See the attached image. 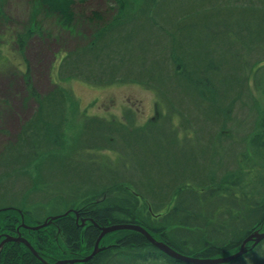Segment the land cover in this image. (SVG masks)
I'll list each match as a JSON object with an SVG mask.
<instances>
[{
  "label": "trees",
  "instance_id": "1",
  "mask_svg": "<svg viewBox=\"0 0 264 264\" xmlns=\"http://www.w3.org/2000/svg\"><path fill=\"white\" fill-rule=\"evenodd\" d=\"M109 1L112 4L109 11L115 12L105 20L99 12L92 11L91 17L101 23L86 42L66 49L59 60L56 75L62 81L77 78L98 87L138 82L157 94L159 108L168 107L171 111L179 109L177 95L180 108L188 102L197 106L198 102L204 103L200 100L207 99L206 91L211 87L219 89L228 87L227 82L233 83L232 74L223 76L213 58L207 65L203 59H206V46L210 53V48L216 52L214 47H218L220 55L228 61H238L244 54L245 39L240 42V49L232 52L224 48L229 42L221 39V35L234 34L237 28L251 27L252 17L249 19L248 15L251 12H246L247 6H241L240 1L230 0L233 5L228 6L217 0H198L201 8L211 5L203 13L196 10L197 1L193 4L188 0ZM76 2L27 0L34 15L31 13L26 23L18 22L17 27H12L10 14L5 12L7 0H0V67L11 61L4 55V48L9 46L22 56L26 66L20 70L25 78L24 90L3 100L2 114L9 115L11 102L18 97L20 104H34L17 136H9L0 150V236L7 232L16 235L21 230L39 252L35 256L23 241L7 240L0 249V264H45L42 259L52 263L63 258H82L93 250L101 226L127 222L143 225L156 238L193 257L216 258L237 251L248 235L264 225V165L256 167L257 163L251 162L243 170L237 164L239 168L234 170L237 178L231 179L230 174L217 176L215 168L205 172V166L211 164L202 160L199 165L193 158L188 170L190 176L203 167L204 176L201 183L191 182L180 157L189 156L172 153L160 140L159 132L150 134L153 126L141 127L136 132L117 128L123 142L118 148L112 147L121 152L120 162L114 161L113 166L111 160L93 167L82 164L86 146L72 151L66 148L64 88L51 82L53 87L40 93L33 84V65L27 51L34 37L44 39L47 34L37 16L44 13L53 17L62 29L70 31L77 22ZM260 2L263 4L264 0ZM189 7L193 11L189 12ZM229 12L231 16H227ZM85 18L93 20L86 15ZM261 22L264 23V17L257 31ZM263 32L261 27L257 40ZM247 35L248 32L245 38ZM169 62L175 63V75L168 69ZM212 68L216 69L215 74ZM209 70L213 72L211 77L217 79L210 81V85ZM261 120L264 127V112ZM198 125L205 124L193 126ZM132 135L134 140L157 136L151 138L152 154L145 158L129 146L127 142L132 140ZM110 138L116 137L110 135ZM191 142L197 146L193 138ZM215 144L211 162L216 158L221 161L220 144L217 140ZM133 149L135 156L130 151ZM81 170L89 172L85 174L87 177L78 178ZM248 174L256 175L252 184L246 181ZM41 202L59 207V215L69 212L45 226L30 228V224L35 226L50 219H32ZM106 236L113 241L104 244ZM250 243L237 259L217 264H264V241L253 247ZM100 245L104 249L85 262L63 264H191L167 255L141 232L128 228L105 234Z\"/></svg>",
  "mask_w": 264,
  "mask_h": 264
},
{
  "label": "rangeland",
  "instance_id": "2",
  "mask_svg": "<svg viewBox=\"0 0 264 264\" xmlns=\"http://www.w3.org/2000/svg\"><path fill=\"white\" fill-rule=\"evenodd\" d=\"M217 1L227 3L228 6L233 5L230 0ZM238 1L241 6L246 5L249 8L246 7V12H251L248 14L249 19L252 17L251 27L248 30L237 28L234 34L221 35V39L229 42L224 48L226 51L228 48L230 52L239 50L240 42L245 39L244 54L238 61H228L220 55L221 51L218 47L213 46L216 52L210 48V53L209 47L206 46V59H203V63L207 65L212 62L211 58H213L218 65V71L223 76L232 74L233 83L227 82L228 87L221 86L219 89L210 86L211 90L206 91L207 99L200 100L204 103L199 104L198 102L197 106L195 103L188 102L180 108L179 96L176 94V104L179 109L175 111H171L168 107L159 108L157 94L138 82H120L98 87L77 78L62 81L56 75L58 62L65 54V50L86 42L88 36L101 23L91 17V12H99L105 20L115 12V10L109 11L112 8L109 0H77V4L74 5L76 9L74 18L77 22L70 31L64 27L62 29L53 17L44 13L38 15L37 19L42 22L43 32L47 34L44 39L34 37L27 51L33 65L32 80L40 93L51 89L53 87L51 82L59 83L64 88L67 97V121L64 126L66 148L72 151V149H81L86 146L87 150L83 153L85 162L82 164L88 163L91 164L90 167H93L111 160L109 162L113 166L114 161L120 162L121 152H116V149L112 147L118 148L117 145H122L123 142L117 128L136 132L141 127L153 126L150 134L155 131L159 132L160 140L166 148L170 147L171 152L177 155L183 152L189 156V158L180 156L181 162H185L183 166L187 170L185 173L189 176L191 171L188 170L190 165H193V158L199 165L202 164V160L211 164V167L205 166V172L210 173L212 168H215L217 176L226 175L227 177L230 174L231 179L237 178L234 170L239 168L238 165H241L243 170L247 169L251 162L254 165L257 163L256 167L264 165V127L261 120L264 112V34L260 36L261 39L258 38L260 40H257L258 32L261 27L264 28V23L261 22V27L257 31L258 23L264 17V3L262 4L260 0ZM189 2H196V10H200L201 13H203L202 10L209 9L211 6L207 4L201 8L198 0H188ZM31 8L32 5H28L27 0H7L5 12L10 14L11 21L9 22L14 25L12 27L26 23L33 11ZM192 8L189 7V12L193 11ZM255 10H260V12H255ZM253 14L259 16L254 18ZM85 15L93 20L85 18ZM79 16L83 17L82 20L78 19ZM227 16H231V13L229 12ZM193 18L197 19V16ZM246 32L248 35L245 38ZM4 53L13 64L10 66L8 61L2 68L0 67V150L9 136H17L20 126L34 110V104L31 103L29 106L20 104L21 99L18 97L15 102H11L13 108L9 115L2 114L5 106L3 100H7L11 94L20 95L24 90L25 78L21 77L20 70L26 69L22 56L10 46L4 48ZM189 61L192 62L190 56ZM168 64V69L175 75V63L169 62ZM215 71L216 69H213L214 73L211 70L208 71L209 85L210 81L217 80L211 77ZM214 95L217 98H213ZM193 109L196 111L192 112ZM197 123L205 125L193 126ZM104 125L108 128L106 129ZM110 135H114L117 139L110 138ZM152 137H146L145 140L141 138L134 140L132 135V140L127 143L146 158L152 154L151 150L154 146ZM153 138L156 139L157 136ZM191 138L197 141L196 147L191 142ZM215 140L220 144L219 155L222 162L216 158L215 154L216 159L209 161L212 150L215 151ZM134 149L130 150L133 156L136 154ZM72 162L77 165V162ZM147 162L151 164L150 159H147ZM203 171L204 167L198 169L196 175L187 178L191 182L201 183V177L204 176ZM86 173L89 172L79 171L78 178L87 177ZM248 175L250 176L246 181L252 184L256 175L254 177L251 174ZM58 210H60L59 207L55 208L50 203L41 202V207L35 210L32 219L36 221L39 218L50 217L58 214ZM259 229L264 230V225ZM20 234L22 235L21 232ZM112 241V237L106 236L103 243Z\"/></svg>",
  "mask_w": 264,
  "mask_h": 264
},
{
  "label": "water",
  "instance_id": "3",
  "mask_svg": "<svg viewBox=\"0 0 264 264\" xmlns=\"http://www.w3.org/2000/svg\"><path fill=\"white\" fill-rule=\"evenodd\" d=\"M68 212L69 211H67V212H65V213H63L61 215H65ZM61 215L50 216V220L49 221H45V222H43V223H41L39 225L29 226V227L33 228V229H36V228H39V226H45L48 223H50L51 221H53L54 219L59 218ZM127 228L141 232L143 235L146 236L148 241H150L154 246H157L160 250L164 251L167 255L174 256L175 258L179 259L180 261H186V262L191 263V264L225 263L227 261H231V260L237 259L238 256H241L243 253H245V251L248 250L247 245H248L249 242H252L251 246H255V245L259 244L260 242L264 241V230L258 229V230L253 231L250 235H248V237H246L243 240L242 244L240 245V247L237 249L236 252L228 254L227 256H217L216 258H211V257L201 258V257H197V256L193 257V256H190V255H186V254H182V253L178 252L173 247L167 245L162 239L156 238L143 225H141L139 223L135 224V223L127 222V223H116V224H108V225H105V226H101L100 233H99L98 238L96 239L95 244L93 246L94 249L92 250V252L90 254L86 255L85 257L74 258V259L57 260V261L52 262V263H49V262H47L44 259H42V261L45 264H63V263H68V262L69 263H74V261L85 262L86 260H88L91 257H93L97 252H99L102 249H104L99 244H100L101 239L103 238V236L106 233L113 232V231H116V230H119V229H127ZM7 240L23 241L26 244V246L28 248H30L31 251H33V253L35 255H38V252L33 248V246L30 243V241H27L25 238H23L20 233H18V237H14L12 235L5 236V238L0 241V249L7 242Z\"/></svg>",
  "mask_w": 264,
  "mask_h": 264
},
{
  "label": "bare ground",
  "instance_id": "4",
  "mask_svg": "<svg viewBox=\"0 0 264 264\" xmlns=\"http://www.w3.org/2000/svg\"><path fill=\"white\" fill-rule=\"evenodd\" d=\"M3 73V72H2ZM1 74V73H0ZM34 173V172H33ZM106 197V196H105ZM100 200V199H99ZM102 200V199H101ZM1 206V205H0ZM7 207V206H6ZM9 207V206H8ZM15 209V208H14ZM17 209V208H16ZM71 209H72V207H71ZM82 209V208H81ZM22 210V209H21ZM5 211H6V209H5ZM76 211H77V209H76ZM80 211V210H79ZM82 211V210H81ZM3 214V213H2ZM62 214V213H61ZM60 214V215H61ZM59 215V214H58ZM68 215H70V214H68ZM80 215H82V214H80ZM56 216V215H55ZM21 219V218H20ZM86 219V218H85ZM24 220H26V219H24ZM50 220V219H49ZM27 221V220H26ZM54 221V220H53ZM85 221V220H84ZM78 222H79V220H78ZM87 223V222H86ZM24 224V223H23ZM87 224H89V223H87ZM31 225V224H30ZM29 225V226H30ZM99 225V224H98ZM7 226H9V225H7ZM19 226V225H18ZM36 226V225H35ZM96 226V225H95ZM100 226V225H99ZM82 227V226H81ZM25 228V227H24ZM17 229V228H16ZM26 229V228H25ZM29 229V228H28ZM100 229V228H99ZM39 230V229H38ZM18 231V230H17ZM21 232V231H20ZM8 233V232H7ZM3 236V235H2ZM26 239V238H25ZM15 243V242H14ZM17 244V243H16ZM102 244V243H101ZM6 248V247H5ZM103 248H104V246H103ZM66 250V249H65ZM32 253V252H31ZM39 253V252H38ZM41 254V253H40ZM33 255V254H32ZM85 255H87V254H85ZM36 256V255H35ZM83 257V256H82ZM43 258V257H42ZM76 258H79V256L78 257H76Z\"/></svg>",
  "mask_w": 264,
  "mask_h": 264
}]
</instances>
